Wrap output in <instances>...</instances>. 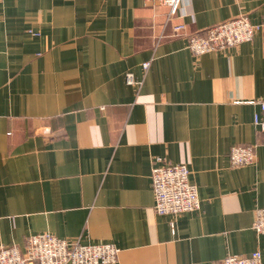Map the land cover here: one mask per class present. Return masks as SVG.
Listing matches in <instances>:
<instances>
[{
  "label": "crops",
  "instance_id": "crops-1",
  "mask_svg": "<svg viewBox=\"0 0 264 264\" xmlns=\"http://www.w3.org/2000/svg\"><path fill=\"white\" fill-rule=\"evenodd\" d=\"M168 12L154 0H0V246L48 232L114 244L107 264H212L256 249L264 264L253 228L264 0H183L172 22L193 32L241 15L261 25L200 55L164 30ZM237 144L256 145L254 164L230 165ZM159 164L188 165L199 210L158 214Z\"/></svg>",
  "mask_w": 264,
  "mask_h": 264
},
{
  "label": "built area",
  "instance_id": "built-area-1",
  "mask_svg": "<svg viewBox=\"0 0 264 264\" xmlns=\"http://www.w3.org/2000/svg\"><path fill=\"white\" fill-rule=\"evenodd\" d=\"M164 2L169 12L164 22V30L170 29L173 36H185L187 47L200 55L213 50H223L251 41L261 25L253 23L247 15H241L220 22L206 29L205 33L188 30L183 22L173 23L178 17L183 0H154ZM165 32L160 37H165ZM150 60L143 62L149 68ZM127 82L140 87L142 80L127 72ZM264 112V99L259 100ZM255 123L264 133V117L256 114ZM256 145L237 144L230 152V165L242 167L256 162ZM151 184L155 195V210L158 214L179 216L182 213L201 208L197 184L190 181L187 164L155 165L151 171ZM173 225L174 223L171 222ZM253 228L264 235V207H257ZM119 249L112 243H83L80 238L67 239L52 233L30 234L24 249L18 245L0 246V264H107L118 261ZM212 264H263L262 252L256 249L250 254H230Z\"/></svg>",
  "mask_w": 264,
  "mask_h": 264
}]
</instances>
